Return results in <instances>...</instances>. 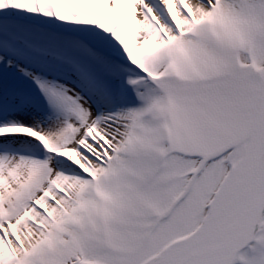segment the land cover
<instances>
[{"label": "snow or ice", "instance_id": "6c2138e0", "mask_svg": "<svg viewBox=\"0 0 264 264\" xmlns=\"http://www.w3.org/2000/svg\"><path fill=\"white\" fill-rule=\"evenodd\" d=\"M0 264H264V0H0Z\"/></svg>", "mask_w": 264, "mask_h": 264}]
</instances>
